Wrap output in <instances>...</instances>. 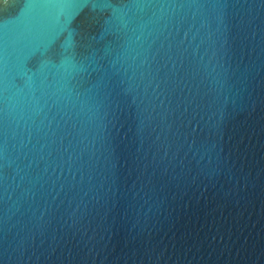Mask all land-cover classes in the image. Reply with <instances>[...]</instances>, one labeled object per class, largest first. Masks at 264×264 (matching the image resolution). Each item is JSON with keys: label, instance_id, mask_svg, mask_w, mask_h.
Wrapping results in <instances>:
<instances>
[{"label": "water", "instance_id": "water-1", "mask_svg": "<svg viewBox=\"0 0 264 264\" xmlns=\"http://www.w3.org/2000/svg\"><path fill=\"white\" fill-rule=\"evenodd\" d=\"M0 264H264V0H0Z\"/></svg>", "mask_w": 264, "mask_h": 264}]
</instances>
